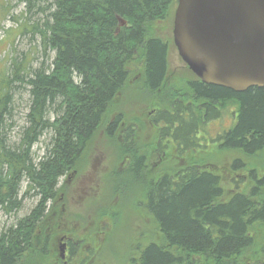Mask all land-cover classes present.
Masks as SVG:
<instances>
[{
	"label": "trees",
	"instance_id": "trees-1",
	"mask_svg": "<svg viewBox=\"0 0 264 264\" xmlns=\"http://www.w3.org/2000/svg\"><path fill=\"white\" fill-rule=\"evenodd\" d=\"M16 2L24 5L26 15L21 34L38 35V48L50 61L32 68L22 52L10 59L8 71H0V213L19 211L29 194L38 197L29 215L1 228L0 264H20L30 255L47 203L58 202L57 195L66 187L57 186L59 179L76 168L101 128L115 140L118 155H128L124 173L132 174L145 190L139 206L160 239L136 243L124 264H264V232L260 234L264 231V173L249 165V193L234 192L223 200L220 176L207 166L173 161L159 174H152L151 180L135 170L145 147L127 143L132 137L140 140L143 132L140 125L136 127L125 98L119 104L117 99L126 92L128 104L135 103L132 97L136 103L155 102L164 87L169 47L150 29L166 17L176 0ZM119 19L125 21L124 26H119ZM191 76L187 95L172 93L163 108L154 111L153 124L164 123L160 134L170 136L179 153L195 148L198 134L206 146L205 126L212 113L225 115V105L237 99L239 118L221 149L260 157L256 152L264 141V86L235 92ZM131 79L134 89L128 86ZM16 81L27 86L29 105L26 125L17 141L10 143L6 131L13 123L7 126L6 122L12 116ZM143 93L146 99H140ZM215 104L221 105L220 111H215ZM47 132L52 133L48 148L36 162L31 147ZM120 133L122 144L115 138ZM245 167L239 161L229 166L235 172ZM41 241L48 247L47 236L43 234Z\"/></svg>",
	"mask_w": 264,
	"mask_h": 264
},
{
	"label": "rangeland",
	"instance_id": "rangeland-1",
	"mask_svg": "<svg viewBox=\"0 0 264 264\" xmlns=\"http://www.w3.org/2000/svg\"><path fill=\"white\" fill-rule=\"evenodd\" d=\"M174 11L175 5L173 4L170 6L166 17L161 21H155L150 29V33L163 39L169 47L168 70L164 87L162 90H158L155 102L147 101V96L144 93L143 95L140 94L139 97L146 100H141L139 103H136L137 99L132 97V101L135 103L128 104L126 92L119 95L117 99L119 104L125 98L124 103L127 104V107L130 106L131 113L134 115L133 119L138 124L136 127L139 125L141 127L140 132H143V135L140 134L141 139L137 140L138 144L136 145L141 148L150 141H152V144L148 147L154 148L157 142V139L153 138L152 135L156 133L157 129L149 126L151 125L149 112L162 109L164 100L172 93L180 92V94L187 95L186 82L192 78V73L179 57L172 42ZM23 12L24 5L22 3H18L16 0H0L1 72L8 71L10 59L18 54L20 56L22 52L28 55L27 60L32 68L38 67L45 60L38 48V35L32 37L31 33L22 35L20 32L21 24L26 16ZM12 17H17V21H14ZM32 21L31 18L30 22ZM12 38L13 42L10 43ZM45 61L48 63L50 60L46 59ZM128 86L133 88L132 79L129 80ZM12 88L15 91L12 97L13 104L10 106L13 108L12 116L11 120L6 122L7 126L13 123L12 127L7 128L6 131L10 143L17 141L19 131L26 125L25 114L29 105L27 86L16 81L12 84ZM199 102L197 103L199 104ZM127 111L130 113V110L127 109ZM49 116L50 119H53V115ZM114 116L115 110H112L111 119ZM229 121L230 119L227 117L217 123H209L205 126V133L207 135L210 132L214 133L216 129L226 127ZM101 129L103 131L100 130L97 136L93 137V143L88 144L87 150L82 155L76 168L71 169L66 174L67 176L65 175L64 178L59 179L57 186L66 184L64 193L61 192L57 195L61 196L62 194L58 202L47 203L44 220L36 225L34 231L30 255L23 258L20 264H27L30 261H33L31 264H65V262L66 264H99L98 253L97 256L91 254L89 258H86L80 250H83L87 245H91L90 249L94 250L95 253L96 249L102 244V248L98 252L104 264H124L126 262L125 255L128 257L129 254L135 252L134 246L136 243H141L150 238L160 240L155 231L152 230L149 217L139 206L143 201L142 197L145 190L142 189V185L132 174L124 173L127 168L128 155H118L120 151L115 144V140L107 136L105 128ZM51 135V132L44 133L39 141L31 147L30 152L36 162L48 148ZM115 138L122 144L121 133L115 135ZM126 146L125 143L124 147ZM167 146L170 151L174 150L171 144ZM213 147L215 146L210 142L205 147L184 152L182 155L184 157L183 164L192 162L213 169L221 179L224 190L223 200L228 199L234 192L249 193L252 183L249 178H243L242 176L249 174V165L254 166L259 174L264 173V152L256 159L248 158L246 167L235 172L229 168L228 162L231 155H236V153L219 147H216L215 150ZM134 150L136 148L133 146V153L135 154ZM165 168H168L167 164L156 165L153 167L151 174H159ZM74 170L77 172V177H72L69 183L66 180L68 176L73 174ZM24 188L25 182L22 181L20 191L22 192ZM37 201L38 197L29 194L27 198L22 199V207L19 211L10 215L0 213V231L2 227L7 228L15 225L18 220L29 215ZM53 207L55 210L52 211ZM58 208L60 209L58 210ZM39 225L43 226L42 230L44 232L39 229ZM263 232L261 231L260 234ZM43 234L47 236L48 247L41 241ZM62 237L82 240L77 254L71 262L67 256L62 259L58 257V242L59 238Z\"/></svg>",
	"mask_w": 264,
	"mask_h": 264
},
{
	"label": "water",
	"instance_id": "water-1",
	"mask_svg": "<svg viewBox=\"0 0 264 264\" xmlns=\"http://www.w3.org/2000/svg\"><path fill=\"white\" fill-rule=\"evenodd\" d=\"M172 40L200 82L235 92L264 86V0H176Z\"/></svg>",
	"mask_w": 264,
	"mask_h": 264
},
{
	"label": "flooded vegetation",
	"instance_id": "flooded-vegetation-1",
	"mask_svg": "<svg viewBox=\"0 0 264 264\" xmlns=\"http://www.w3.org/2000/svg\"><path fill=\"white\" fill-rule=\"evenodd\" d=\"M254 88V87H253ZM259 88V87H257ZM262 88V87H260ZM243 92V91H242ZM237 99H231L226 105H225V108H226V113L224 111V114L225 115H220V117H216V114L213 112V118L211 120L210 123H217L218 121L222 120L223 118H229L230 121L228 122L227 126L226 127H222V128H219V129H216V132L214 133H208V138H207V141L208 143L211 142V144H213V147L215 150H216V147L218 148H221V146L223 144H225V139H226V134L229 130L233 129V127L237 124V120L239 118V113H238V108L236 106V104L238 103V100L236 101ZM220 106H217L216 104L214 105V109L215 111H220ZM155 110L149 112V119L153 116V114L155 113L154 112ZM151 125L149 126H152L154 129H157L156 130V135L152 134L154 137L153 138H156L157 139V142L155 144V147L154 148H150L148 147V145L150 146L152 144V141L148 142V144H146L144 147H145V150H144V154L142 155V153L138 156V159L135 161V166H136V171L139 173V172H144L145 173V176L147 177L148 180H151V172H152V169L153 167H155L156 165H165V164H170L171 162L173 161H178L181 165H183V161H184V157H182L183 155V152L179 153L177 150H179L177 148V146H174V143H173V140L170 138V136L168 135H161L160 134V131L162 129V127H164V123L163 121H161L160 123H157V124H153V122L151 121V119L149 120ZM136 125V124H135ZM203 137L200 136L199 137V134L197 136V144H196V147L193 148L195 150L201 148V147H205L202 142H201V139ZM135 142H132L134 141ZM127 144L129 145H137V139H135L134 137L131 138V142H128ZM168 144H171V146L173 147V151H170L169 148H168ZM128 146V145H127ZM149 148V149H148ZM260 148H262L261 150H258V152H256L258 155L259 154H262L264 152V141L263 143L261 144ZM228 151H231V150H228ZM235 156V157H234ZM248 158L249 155H243L241 154V152H236V155H231V157L229 158V164L231 165V163L233 162H236V161H239L240 164L243 166V165H246L248 163ZM178 163V164H179ZM179 164V165H180ZM77 172L74 170L73 171V174H71L70 176H68L67 178V182L69 181L70 183V179L73 177H77ZM70 174V173H69ZM75 174V175H74ZM67 176V175H66ZM243 178H248V174H245V176H242ZM77 184V183H76ZM76 187H78V185H76ZM62 197V194L60 196V198ZM60 208H63V207H60ZM58 208V210L60 209ZM55 210V208L53 207L52 208V211ZM80 242H82V240H73V238H65V237H62V238H59V242H58V248L64 244V252H65V256L68 257V260L71 262L72 261V258L74 256H76L77 254V251H78V248H79V244ZM98 244V243H97ZM103 245V244H102ZM102 245L96 249L95 253H94V250L90 249V247H92L91 245H87L85 248H83V250H80V252H82V255L86 258H89L90 255L94 254V256H97V253H98V259H100V262L98 260V263L99 264H104L102 261H101V256H99V252L102 248ZM99 251V252H98ZM58 257L60 259H62L60 257V253L58 255ZM67 259V258H66ZM71 259V260H70ZM66 264V262H65Z\"/></svg>",
	"mask_w": 264,
	"mask_h": 264
},
{
	"label": "bare ground",
	"instance_id": "bare-ground-1",
	"mask_svg": "<svg viewBox=\"0 0 264 264\" xmlns=\"http://www.w3.org/2000/svg\"><path fill=\"white\" fill-rule=\"evenodd\" d=\"M247 90V89H246ZM64 256H65V252H64Z\"/></svg>",
	"mask_w": 264,
	"mask_h": 264
}]
</instances>
